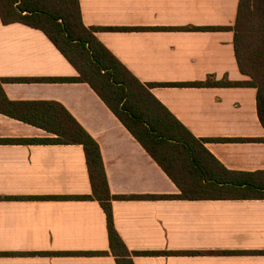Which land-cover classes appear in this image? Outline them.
<instances>
[{"label": "crops", "instance_id": "1", "mask_svg": "<svg viewBox=\"0 0 264 264\" xmlns=\"http://www.w3.org/2000/svg\"><path fill=\"white\" fill-rule=\"evenodd\" d=\"M83 23L198 139H264L252 87L165 84L249 82L239 69L240 0H79ZM194 28H222L194 30ZM130 29V30H109ZM78 72L46 34L0 18V78L66 79ZM12 102L62 105L100 145L114 196H179L181 191L98 94L84 83L4 84ZM47 131L0 114V264H117L84 147L18 144ZM234 173H264V142L206 143ZM261 178L260 176H257ZM116 228L135 264H264V199L116 200ZM97 254V255H93Z\"/></svg>", "mask_w": 264, "mask_h": 264}, {"label": "trees", "instance_id": "2", "mask_svg": "<svg viewBox=\"0 0 264 264\" xmlns=\"http://www.w3.org/2000/svg\"><path fill=\"white\" fill-rule=\"evenodd\" d=\"M0 18L5 25L20 23L44 32L78 72V77L66 79L0 78V114L41 128L55 136L1 142L84 147L92 195L50 199L100 203L107 218L111 252L98 253L99 255L112 254L117 264H135L134 256L165 254L133 253L128 249L115 224L113 203L116 200L264 199V173L228 171L206 148V143L210 141L264 142V139L196 138L153 95L152 90L159 84H143L99 41L96 34L102 29L84 25L79 0H0ZM232 30L235 33L234 45L239 69L251 81L231 82L228 77L218 81L215 77H209L204 82L163 86L255 88L258 116L264 127V0H240L237 21ZM9 81L88 84L175 183L181 195L114 196L97 141L58 103L10 101L3 87Z\"/></svg>", "mask_w": 264, "mask_h": 264}]
</instances>
